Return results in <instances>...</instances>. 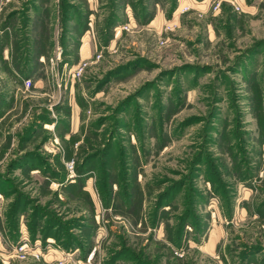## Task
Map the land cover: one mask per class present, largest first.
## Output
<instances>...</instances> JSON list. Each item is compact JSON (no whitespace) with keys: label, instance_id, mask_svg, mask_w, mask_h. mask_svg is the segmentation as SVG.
<instances>
[{"label":"rangeland","instance_id":"374dc122","mask_svg":"<svg viewBox=\"0 0 264 264\" xmlns=\"http://www.w3.org/2000/svg\"><path fill=\"white\" fill-rule=\"evenodd\" d=\"M0 264H264V0H0Z\"/></svg>","mask_w":264,"mask_h":264},{"label":"built area","instance_id":"2783aa9c","mask_svg":"<svg viewBox=\"0 0 264 264\" xmlns=\"http://www.w3.org/2000/svg\"><path fill=\"white\" fill-rule=\"evenodd\" d=\"M183 9H185V7H183ZM125 28V27H124ZM28 85V81H27V84H26V86ZM65 165H66V168L71 172V171H73V165H72V161H67L66 163H65Z\"/></svg>","mask_w":264,"mask_h":264}]
</instances>
